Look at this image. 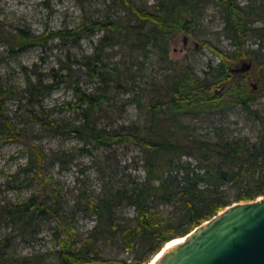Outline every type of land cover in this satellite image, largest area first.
Segmentation results:
<instances>
[{
    "label": "trees",
    "instance_id": "16d2710c",
    "mask_svg": "<svg viewBox=\"0 0 264 264\" xmlns=\"http://www.w3.org/2000/svg\"><path fill=\"white\" fill-rule=\"evenodd\" d=\"M83 1V0H77ZM129 5L130 0H121ZM225 7V26L222 34L230 40L234 50L225 53L208 42L203 46L220 59L217 66H210L203 78H198L187 64L180 65L168 59L169 46L175 34L194 35L201 19L203 6L199 0H159L155 11L131 6L134 24L113 21L83 19L74 29H63L41 35L19 30L8 33L0 22V37L13 52H24L34 47H45L49 40H60L80 45L99 32L118 33L125 37L124 44H132L133 51L148 55V46L158 50L164 62L169 63L164 81L152 84L149 104L143 102L145 89L131 88L140 117L129 125L103 126L104 118H111L108 106L112 104V89H127L128 80H135L129 68L102 64L101 69L91 66L94 78L105 84L97 95L82 91L71 75L62 81L73 89L75 101L65 102L62 110L74 112L76 120H48L54 134L75 138L83 142L82 154H90L88 147L114 149L125 144L142 152L135 169L143 174L133 176L128 167L118 162L110 166L102 197L80 193L75 211L84 212L96 219V226L84 237L74 238L75 230L61 220L60 201L47 194L48 180L44 175L48 154L44 148L34 145L23 133H17L5 112V104L16 97L0 76L1 121L7 130L5 141L25 143L32 156L26 166L9 176L8 183L15 189L31 187L39 181L41 190L27 199L5 201L0 204V219L18 225L27 234L38 222L47 218L59 219L67 239L59 240L61 250L55 264H148L168 243L181 238L208 221L219 212L239 202H252L264 197V112L255 107L264 100V10L253 6H241L236 0H217ZM147 26H151L149 30ZM260 40L257 53L248 52L247 44ZM112 45L108 37L96 46ZM134 56V55H133ZM132 56V57H133ZM251 63L250 71L235 73L243 63ZM70 73L71 69H67ZM58 76V75H55ZM28 89L36 84L27 75ZM254 82V83H253ZM252 83L254 85H252ZM56 83L46 87L50 94ZM38 91V90H37ZM43 94L39 91L36 102ZM238 110L245 125H251L253 136L235 135L231 122L213 123L208 137L199 136L186 118L227 114ZM188 157L196 162L184 161ZM140 163V164H139ZM12 188V187H11ZM133 207L136 225L122 227L118 223V208L123 204ZM39 225V224H38ZM119 238L125 252H130V263L107 258L99 246L101 239ZM74 238V239H73ZM6 240H0V264H47L44 258L17 259L7 249Z\"/></svg>",
    "mask_w": 264,
    "mask_h": 264
},
{
    "label": "rangeland",
    "instance_id": "374dc122",
    "mask_svg": "<svg viewBox=\"0 0 264 264\" xmlns=\"http://www.w3.org/2000/svg\"><path fill=\"white\" fill-rule=\"evenodd\" d=\"M199 1L202 2L203 11L194 35L189 37L182 33L175 34L169 46L168 59L173 63L189 65L198 78H203L210 66H217L220 63L217 54L203 46V42H208L225 53L233 52L234 48L230 40L222 34L225 26V7L217 0ZM236 1L241 6H253L264 10V0ZM158 2L159 0H130V4L126 5L121 0H0V22L6 32L4 39L11 37L8 33H16L19 30L41 35L66 28L74 29L81 25L84 18L121 24L132 21L136 24L137 21L130 11L131 6L155 11ZM252 27L261 28L264 25L259 22ZM150 28L151 26L146 27L147 30ZM106 36L112 45L96 48L100 40ZM124 41L125 37L118 33L99 32L90 39L82 40L78 46L52 39L45 47H34L19 53L11 51L10 46L0 37V76L3 84L16 96L7 101L5 112L17 133H23L27 140L47 152L48 159L44 171L48 180L47 194L54 201H60L59 218L64 220L67 226L71 225L74 228V238L86 236L96 226L94 216L75 211L77 196L86 193L102 197L104 186L109 179L108 170L118 162L122 167H128L127 173L133 176L142 175L140 167L135 169L142 152L133 145L125 144L111 150L92 146L88 147L91 150L90 154H82L83 142L54 134L48 120L66 119L73 122L77 118L74 112L61 109L65 102L75 101L76 95L69 83L62 81L60 76L67 79V75H71L72 80L79 84L82 91L95 95L105 89V84L94 78L91 66L87 63L99 69L102 64L112 66L118 63L120 67L129 68L136 75L134 81L128 80L127 89L109 91L114 106H108L111 118H104L101 124L120 127L129 125L140 117L136 104L130 103V100L135 98V93L127 90L145 89L146 96L143 102L149 104L153 96L152 84L164 81L169 63L164 62L158 50L152 46L147 47L148 51H151L148 55L141 50L133 54L132 44L126 45ZM261 45L263 43L260 40L252 39L247 44V50L257 53L260 58ZM67 69H71L70 73ZM236 69L239 68H234ZM27 75L37 85L38 91L33 87L28 89ZM54 82L56 85L48 94L45 89ZM39 91L43 94L39 98L40 103L35 101ZM255 107L261 108L264 112V100H260ZM238 112L234 110L211 118L205 116L186 118V122L192 124L195 132L202 137L209 136L211 126L215 122H231L235 135L253 136L251 125H245ZM6 134L7 130L0 117L1 205L6 200L27 199L41 190L39 181L23 189H15L14 183H8L9 176L16 174L20 167L26 166L32 156L25 143L5 141L3 137ZM183 159L196 164L188 157ZM117 214L120 226L136 225L137 214L133 207L124 203L118 208ZM35 225L27 234H23L18 225L0 219V240L7 241L9 244L7 251L17 259L27 258L35 261L41 257L47 264H55L61 250L59 240L67 239L60 220L49 217ZM120 240L109 236L101 239L99 246L105 257L130 263L132 254L125 252ZM155 257L148 264H151Z\"/></svg>",
    "mask_w": 264,
    "mask_h": 264
},
{
    "label": "water",
    "instance_id": "95a60500",
    "mask_svg": "<svg viewBox=\"0 0 264 264\" xmlns=\"http://www.w3.org/2000/svg\"><path fill=\"white\" fill-rule=\"evenodd\" d=\"M180 239L152 264H264V197L228 206Z\"/></svg>",
    "mask_w": 264,
    "mask_h": 264
},
{
    "label": "bare ground",
    "instance_id": "6f19581e",
    "mask_svg": "<svg viewBox=\"0 0 264 264\" xmlns=\"http://www.w3.org/2000/svg\"><path fill=\"white\" fill-rule=\"evenodd\" d=\"M180 242H182V239H180V238H179V239H175V240L171 241L170 243H168V244L166 245L165 248H169L170 246H172V245H174V244H177V243H180ZM162 253H163V251H162L161 253H159L158 255H156L154 261H155L156 259H158V258L161 256ZM154 261H153V262H154ZM153 262H151V264H152Z\"/></svg>",
    "mask_w": 264,
    "mask_h": 264
}]
</instances>
